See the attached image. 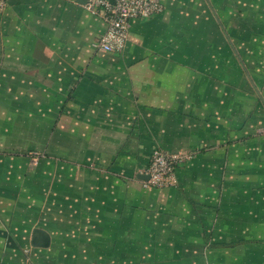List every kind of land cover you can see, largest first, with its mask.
Wrapping results in <instances>:
<instances>
[{"label": "crops", "instance_id": "obj_1", "mask_svg": "<svg viewBox=\"0 0 264 264\" xmlns=\"http://www.w3.org/2000/svg\"><path fill=\"white\" fill-rule=\"evenodd\" d=\"M0 1V264H264V13L162 0L107 52L79 0Z\"/></svg>", "mask_w": 264, "mask_h": 264}, {"label": "built area", "instance_id": "obj_2", "mask_svg": "<svg viewBox=\"0 0 264 264\" xmlns=\"http://www.w3.org/2000/svg\"><path fill=\"white\" fill-rule=\"evenodd\" d=\"M1 4V1H0ZM83 7L105 22V30L96 42L99 50L113 52L124 48L132 20L148 18L163 10L162 0H86ZM188 158L184 153H167L156 149L146 170L144 187L172 184L174 168Z\"/></svg>", "mask_w": 264, "mask_h": 264}, {"label": "rangeland", "instance_id": "obj_3", "mask_svg": "<svg viewBox=\"0 0 264 264\" xmlns=\"http://www.w3.org/2000/svg\"><path fill=\"white\" fill-rule=\"evenodd\" d=\"M234 6L237 7V9H239L240 11L242 10H248L250 13H255L256 15H258L259 13H264V0H239L237 2H234ZM249 13V14H250ZM173 181L172 183H175V175L173 176ZM244 244H247L246 242H242ZM242 243H237V245L242 244ZM229 255L227 256H217V254H213L210 256H201V255H192V257L189 256H174V257H170L168 258L169 260H171V262L169 263H162L163 261H161L160 264H233V255L231 252H228ZM241 253V252H240ZM242 255V253H241ZM253 256V255H252ZM243 257V256H242ZM242 257H240V264H244L245 261H242ZM148 260H152L153 264H157V260L158 258H145V261ZM250 260V256L247 255L246 256V261ZM145 264H149V262L145 263Z\"/></svg>", "mask_w": 264, "mask_h": 264}, {"label": "water", "instance_id": "obj_4", "mask_svg": "<svg viewBox=\"0 0 264 264\" xmlns=\"http://www.w3.org/2000/svg\"><path fill=\"white\" fill-rule=\"evenodd\" d=\"M86 0H79L80 3H85ZM144 178H148L147 175ZM49 242L48 233L40 228H33L31 244L33 246H47Z\"/></svg>", "mask_w": 264, "mask_h": 264}, {"label": "trees", "instance_id": "obj_5", "mask_svg": "<svg viewBox=\"0 0 264 264\" xmlns=\"http://www.w3.org/2000/svg\"><path fill=\"white\" fill-rule=\"evenodd\" d=\"M150 161H151V159H150ZM175 169H176V166H175V168H174V171H175ZM232 244H234V243H231V242H224V243H222V242H221V243H218V244L215 243V244H213V246H214V247L225 246V245H229V246H230V245H232ZM235 244H236V243H235Z\"/></svg>", "mask_w": 264, "mask_h": 264}]
</instances>
